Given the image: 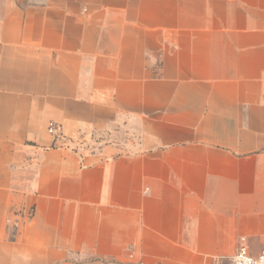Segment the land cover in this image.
Listing matches in <instances>:
<instances>
[{
    "label": "crops",
    "instance_id": "1",
    "mask_svg": "<svg viewBox=\"0 0 264 264\" xmlns=\"http://www.w3.org/2000/svg\"><path fill=\"white\" fill-rule=\"evenodd\" d=\"M121 125L132 150L76 147ZM243 243L264 248V0H0V264Z\"/></svg>",
    "mask_w": 264,
    "mask_h": 264
},
{
    "label": "rangeland",
    "instance_id": "2",
    "mask_svg": "<svg viewBox=\"0 0 264 264\" xmlns=\"http://www.w3.org/2000/svg\"><path fill=\"white\" fill-rule=\"evenodd\" d=\"M57 125V124H56ZM56 140L60 136L59 128L58 133L56 134ZM139 131L133 130L132 128H124V125H121L120 128L115 131H99V130H90L89 132L82 134L77 141L79 144L76 147L83 148L89 151H97L102 148L105 144L108 143H119L125 148V150H132L134 145L137 146L139 142ZM135 141V144L132 142ZM67 142V141H66ZM14 226V221H11ZM16 222V221H15ZM15 227V226H14ZM17 228V227H15Z\"/></svg>",
    "mask_w": 264,
    "mask_h": 264
},
{
    "label": "built area",
    "instance_id": "3",
    "mask_svg": "<svg viewBox=\"0 0 264 264\" xmlns=\"http://www.w3.org/2000/svg\"><path fill=\"white\" fill-rule=\"evenodd\" d=\"M49 131L57 136L58 126L52 122L49 126ZM13 224L18 228L20 223L16 221ZM233 264H264V248L258 254H253L246 243L241 244L234 257Z\"/></svg>",
    "mask_w": 264,
    "mask_h": 264
},
{
    "label": "trees",
    "instance_id": "4",
    "mask_svg": "<svg viewBox=\"0 0 264 264\" xmlns=\"http://www.w3.org/2000/svg\"><path fill=\"white\" fill-rule=\"evenodd\" d=\"M29 214H30V216H32L33 215V210H31Z\"/></svg>",
    "mask_w": 264,
    "mask_h": 264
}]
</instances>
